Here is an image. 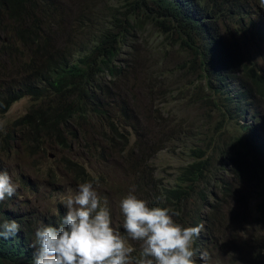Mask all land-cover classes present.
Segmentation results:
<instances>
[{
    "label": "trees",
    "instance_id": "16d2710c",
    "mask_svg": "<svg viewBox=\"0 0 264 264\" xmlns=\"http://www.w3.org/2000/svg\"><path fill=\"white\" fill-rule=\"evenodd\" d=\"M94 1L83 0L80 8L87 18L75 19L79 33L93 35L86 41L74 34L64 0H0V116L15 102L30 98L25 113L0 126V172H7L18 187L16 194L0 202V221L16 220L21 225L15 237L0 238V264H33L31 244L36 228L51 221L58 224L66 214L60 203L49 206L38 221L34 208L25 211L18 201L21 193L35 194L41 188L29 173L14 168L12 161L27 159L31 171L38 174L42 168L36 162L49 156L47 146L71 150L74 139L85 140L87 119L111 111L108 99L113 92L108 86L128 72L133 86L145 91L144 86L149 87L153 103L178 99L169 75L175 74L173 83L179 92L182 87L175 80L191 79L183 87L207 112L198 130L179 132L180 123H172L173 128L163 133L156 146L148 140V129L133 124L137 139L131 148L136 155L141 152L145 162L162 145L166 147L164 140L184 145L188 157L171 179L178 180L175 185L155 190L154 180L160 179L150 173L147 184L153 191L136 185V196L150 206L180 205L182 226L204 220L209 264H264L261 0H115L103 2L105 16L95 10L96 20L88 17ZM68 27L75 35L72 39L66 36ZM158 36L162 40L156 55L161 64L152 66L147 58L140 59L141 49L148 47L138 41ZM122 57L128 61L123 62ZM138 62L147 66L144 83L137 76ZM154 111L167 121L166 114L172 109L162 106ZM108 127L119 135L123 146L130 144L114 122L109 121ZM103 134L102 139L109 140ZM129 157L137 159L131 152ZM58 161L78 180H93L87 167L73 157L63 155ZM136 165L140 177L151 167L148 163L143 169ZM47 169V178L54 180L56 172ZM46 184L41 182V186ZM114 228L127 237L119 217ZM139 252L134 248L130 260L137 263Z\"/></svg>",
    "mask_w": 264,
    "mask_h": 264
},
{
    "label": "rangeland",
    "instance_id": "374dc122",
    "mask_svg": "<svg viewBox=\"0 0 264 264\" xmlns=\"http://www.w3.org/2000/svg\"><path fill=\"white\" fill-rule=\"evenodd\" d=\"M82 1L83 0H64L70 8V24L74 27V34L79 35L81 40L84 39L89 41L93 35L90 32H87L88 34H83V31L79 33V28L77 27L79 24L75 20L76 18H84L87 16L85 10L80 8L83 3ZM103 2L112 3L115 2V0H95L92 4L93 9L90 10L88 17L95 18L94 20H96V9L100 10L105 16L107 9L102 5ZM92 11L93 14H91ZM67 32L68 35L66 36L69 37V39L75 36L72 29L69 27L67 28ZM161 40L162 37L158 36L154 37L151 41H143L142 43L138 41L140 45H146L148 47L146 50L141 49L140 52L143 58L140 57V59L145 61L147 58L149 61L147 63H152V66L160 65L161 63L157 59L156 53ZM150 48H152V51H150ZM172 55L173 54H170V56ZM172 59L176 61V58ZM122 60L125 62L126 60L128 61V58L122 57ZM143 64L142 62H138L136 69L140 70L137 76L141 82L144 83L146 82L144 79V71H146L147 66L144 65L142 67ZM167 65L172 66L169 61ZM165 69L170 72L173 71V67H166ZM128 73L118 78L116 84H110L108 86V89H111V92H113L109 95L108 99L111 111H109L108 114L102 113L99 117L87 119V123L83 126L84 128L86 127L88 131L85 140L74 139L72 141L73 148L71 150L61 149L57 146H54L55 148L52 150V146H47V150L50 153L49 156L40 158V160L36 162V164L40 165L42 168L38 174L31 171V164L27 162V159L17 157L12 161L11 165L14 168L19 169V171L23 170L26 174L29 173L33 181L40 185L41 189L35 194L22 192L18 198L19 203L25 207V211L32 208L35 209L34 218L36 221L40 219L41 215L44 216L47 214L45 210L49 206L52 207L57 203H60L63 209L67 211L61 203V199L66 198L69 194H75L79 184L92 182L102 203L107 201V207L110 209L111 213L112 224L115 227L118 217L123 221L120 202L130 194H137L136 185H141L143 189L153 191L147 184V181L151 182V180H148L150 173H152L155 178L160 179L154 180L155 190H158L162 186H173L178 182V180L171 179L175 177L179 166L188 160L186 154L187 148L184 147V145L164 140L163 144H165L166 147L164 148L162 145V149L154 154L150 161L145 162L141 152L136 155V149L131 148L132 144L137 139L133 124L140 129H148V140L156 146L158 140L162 139L163 133L173 128L174 125H172V123H180V128H177L179 132H181V130L186 131L189 128L198 130V126L206 119L207 112L200 103L194 102L193 99H190L192 97L188 96L186 89L183 87L191 80L187 77L183 76L181 77L182 80H175V82L182 87L181 92H179L177 84L173 83L175 74L173 76L169 75L172 78L173 84L171 88H177L175 97L178 99L167 98L163 101L156 100V103H153L151 99H149V87L143 85L147 90L145 91L141 87L133 86L128 81ZM137 83H139V81H137ZM122 98H124V101L121 100ZM29 104L30 98L28 97L15 102L5 115L0 116V126H4L7 122L25 113ZM118 106L121 107V109H118ZM162 106L166 110L172 109V111L166 114V116H169L167 121L160 120L156 116L158 112L154 111L156 108L159 109ZM126 111L127 114L125 113ZM109 121L114 122L119 131L124 132L123 134L128 136L130 140L129 145L123 146L119 141V135H113L108 127ZM72 128H77V125L72 124ZM103 132H106V136L109 135V140L102 139L103 136H105ZM114 141L118 144L112 143ZM129 152L137 158L135 161L129 157ZM63 155L73 157V159L82 162L91 173L93 180H78L74 173L71 171L68 172L61 167L58 160ZM136 163H138L141 169L144 168L145 163H148L151 167L146 168V172L140 177L141 170L138 169L137 171L134 169V164L136 165ZM47 168H52L53 171L56 172L54 180L52 178H47ZM41 173L44 175H41ZM144 178L147 180H143ZM41 182L47 184L41 186ZM166 207L177 213L182 211L181 206L173 202H168ZM48 216L50 217L49 213ZM175 221L182 225V221L178 219V216L175 217ZM49 223H52V221ZM129 245L140 251V244L136 241H131L130 238ZM130 264L137 263L130 260Z\"/></svg>",
    "mask_w": 264,
    "mask_h": 264
},
{
    "label": "clouds",
    "instance_id": "9594fccd",
    "mask_svg": "<svg viewBox=\"0 0 264 264\" xmlns=\"http://www.w3.org/2000/svg\"><path fill=\"white\" fill-rule=\"evenodd\" d=\"M17 191L12 177L0 172V202ZM61 203L67 210L62 221L41 225L34 232L33 264H130L134 248L129 238L140 244L137 264H209L204 220L182 226L175 221L179 213L150 206L130 194L120 202L126 238L112 226L107 201L102 203L92 182L79 184L75 194L62 198ZM20 230L16 220L0 221V238L15 237Z\"/></svg>",
    "mask_w": 264,
    "mask_h": 264
}]
</instances>
